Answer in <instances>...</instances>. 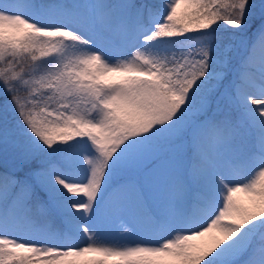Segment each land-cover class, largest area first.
Instances as JSON below:
<instances>
[{
    "label": "snow or ice",
    "instance_id": "obj_1",
    "mask_svg": "<svg viewBox=\"0 0 264 264\" xmlns=\"http://www.w3.org/2000/svg\"><path fill=\"white\" fill-rule=\"evenodd\" d=\"M0 264H264V0H0Z\"/></svg>",
    "mask_w": 264,
    "mask_h": 264
},
{
    "label": "rangeland",
    "instance_id": "obj_2",
    "mask_svg": "<svg viewBox=\"0 0 264 264\" xmlns=\"http://www.w3.org/2000/svg\"><path fill=\"white\" fill-rule=\"evenodd\" d=\"M124 239H128L129 240V242H132V240L130 239V238H128V237H124ZM150 243H156L157 241H149Z\"/></svg>",
    "mask_w": 264,
    "mask_h": 264
}]
</instances>
